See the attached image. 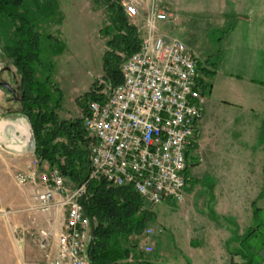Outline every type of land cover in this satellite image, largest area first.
Masks as SVG:
<instances>
[{
	"label": "built area",
	"instance_id": "obj_1",
	"mask_svg": "<svg viewBox=\"0 0 264 264\" xmlns=\"http://www.w3.org/2000/svg\"><path fill=\"white\" fill-rule=\"evenodd\" d=\"M160 2L118 0L126 20L140 16L139 23L132 24L139 43L120 61L118 83L112 84L103 73L93 80L92 91L99 99L87 101L80 114L87 140V179L69 186L56 167L35 157L33 149L26 169L12 176L19 187L31 186L24 210L42 216L41 223L32 216L18 227L19 240L30 239L39 264H89L93 223L81 204L89 180L110 187L128 185L148 209L184 201L187 155L197 145L204 97L197 85V55L156 26L174 20ZM160 232L162 227L154 223L130 237L143 239L135 242L136 251L151 253L148 239ZM131 259L129 255L127 261Z\"/></svg>",
	"mask_w": 264,
	"mask_h": 264
},
{
	"label": "crops",
	"instance_id": "obj_2",
	"mask_svg": "<svg viewBox=\"0 0 264 264\" xmlns=\"http://www.w3.org/2000/svg\"><path fill=\"white\" fill-rule=\"evenodd\" d=\"M160 1L174 20L157 22V28H183L191 39L190 43L182 42L199 61V90L201 82L208 84L202 94L197 145L187 159L189 166L200 160L207 163L212 173L210 198L215 215L189 229L186 243L192 247L193 262L189 256L184 261L241 264L250 259L253 264H264V240L257 243L262 236L261 226L253 225L255 214L264 212V0ZM217 31H222L220 37L215 36ZM205 71L208 75H204ZM8 93L5 105L0 104L4 111L0 114V264H39V259H27L28 243L16 240L9 227L19 222L27 224L30 217L40 215L24 210L31 186L19 187L12 178L15 172L26 169L33 154L28 150L29 125ZM235 137L242 140L239 148L232 144ZM232 166L236 169L232 170ZM188 169L185 196L192 186L191 179H197L191 178L194 174ZM186 201L187 197L184 205ZM249 229L253 231L249 239L239 243L238 237ZM236 251L239 254L234 255Z\"/></svg>",
	"mask_w": 264,
	"mask_h": 264
},
{
	"label": "trees",
	"instance_id": "obj_3",
	"mask_svg": "<svg viewBox=\"0 0 264 264\" xmlns=\"http://www.w3.org/2000/svg\"><path fill=\"white\" fill-rule=\"evenodd\" d=\"M103 2L106 23L98 30L105 46L101 70L112 84H116L120 81L118 65L137 49L139 38L118 0ZM54 3V0H0L1 49L18 74L19 112L30 127L33 154L56 167L66 181L78 185L87 179L89 170L82 118L57 116L60 97L57 89L49 84L47 74L50 57L62 49L63 43L50 33L36 29L38 19L49 20L57 13ZM59 20L60 14L56 22ZM41 50L46 53L42 59ZM200 84V93L204 94L208 84ZM92 89L93 82L81 97V113L85 112L87 101L99 99ZM81 204L93 223L87 248L89 264H153L136 251L135 241L130 240L132 236H139L155 219L151 209L144 207L142 199L130 186L110 187L102 180H89ZM252 232L251 229L245 231L238 242L249 239ZM129 255L132 259L127 261ZM240 256L245 257V254L240 253ZM241 264L253 263L248 259Z\"/></svg>",
	"mask_w": 264,
	"mask_h": 264
},
{
	"label": "rangeland",
	"instance_id": "obj_4",
	"mask_svg": "<svg viewBox=\"0 0 264 264\" xmlns=\"http://www.w3.org/2000/svg\"><path fill=\"white\" fill-rule=\"evenodd\" d=\"M54 1L57 13L51 16L52 20L38 19L36 29L38 32L50 33L63 43L62 49L50 57L51 66L47 72L48 82L52 88L57 89L60 97L57 116L59 118H74L81 114V103L83 102L81 97L83 93L90 88L94 78L102 74L101 54L105 50V46L104 38L99 35L98 30L106 23V13L103 0ZM58 14H60V20L56 22ZM127 21L130 24H138L140 16ZM3 27L4 25H1V28ZM158 30L167 36L178 37L181 41L190 43L191 37H186L183 28L179 26L174 25L170 31H162L159 28ZM221 35L222 31L215 32L216 37ZM1 48L2 41L0 38V80L7 81L14 87L13 75L18 80V74L10 61L4 56ZM39 56L41 59L45 58L46 53L41 50ZM8 97H10V94L3 87H0V104L5 105V99ZM0 114H4L1 109ZM234 140L232 144L235 148H239L242 140L236 137ZM237 157L240 156L237 154ZM195 160L197 161V158ZM232 168V170L236 169L235 166H232ZM188 171L191 175L194 174L191 178L197 179H191L193 181H190L192 186L184 197V200L187 197L185 205L184 202L175 204L165 201L151 207L155 217L152 224L158 223L162 227L160 235L155 234L156 236L153 235L148 239L156 244H153L152 252L145 255L144 258L153 262V264H187L184 260H187L188 256L192 263V247L187 245L186 235L189 234L191 227L214 218L215 206L210 198V187L213 180L207 163L205 160H200L197 164L191 163ZM67 184L70 186V183L67 182ZM216 216L219 217L217 214ZM223 218L219 217V220L224 221ZM253 219V225L260 223L261 226L262 236L258 238V243L264 240V212L258 211ZM41 222V217L38 216L37 223ZM15 225L16 229L12 224L9 227L13 237L20 241L18 227L24 224L19 222ZM196 236L194 235V237ZM23 240L29 246L27 247V259H39L30 239L25 237ZM130 240L132 241L131 238ZM142 240V238L140 240L136 238L135 242H141ZM154 245L157 251L154 250ZM244 247L245 244L243 243L242 249ZM160 250H162L161 253H159ZM153 255L157 259L153 258ZM235 259L240 260V257Z\"/></svg>",
	"mask_w": 264,
	"mask_h": 264
},
{
	"label": "water",
	"instance_id": "obj_5",
	"mask_svg": "<svg viewBox=\"0 0 264 264\" xmlns=\"http://www.w3.org/2000/svg\"><path fill=\"white\" fill-rule=\"evenodd\" d=\"M13 79H14L13 82H14V84H15L14 87L11 86L10 83H8L7 81H4V80H0V87H3L4 89H6L8 92H10V93L12 94V98H13L14 100H16L17 103H18V108H17V110L19 111V110H20V106H19V97L17 96V93H18L19 88H18V86H17V84H16V78H15L14 75H13ZM14 94H15V95H14ZM24 118L26 119L25 116H24ZM26 121H27V119H26ZM27 123H28V121H27ZM28 125H29V124H28ZM28 131H29L28 150H29V151H32V149H33V138H32V134H31L30 127L28 128ZM91 236H92V228H91L90 233H89V238H91Z\"/></svg>",
	"mask_w": 264,
	"mask_h": 264
}]
</instances>
